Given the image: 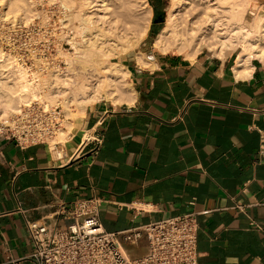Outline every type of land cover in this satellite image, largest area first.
Wrapping results in <instances>:
<instances>
[{
	"label": "crops",
	"instance_id": "0c3cea01",
	"mask_svg": "<svg viewBox=\"0 0 264 264\" xmlns=\"http://www.w3.org/2000/svg\"><path fill=\"white\" fill-rule=\"evenodd\" d=\"M165 2L148 0L147 34ZM142 53L147 64L125 63L133 100L88 107L58 153L0 137V264H36L26 218L62 225L80 199L99 201L109 232L209 210L199 264H264V62L237 71V53ZM124 246L148 251L145 238Z\"/></svg>",
	"mask_w": 264,
	"mask_h": 264
},
{
	"label": "bare ground",
	"instance_id": "6f19581e",
	"mask_svg": "<svg viewBox=\"0 0 264 264\" xmlns=\"http://www.w3.org/2000/svg\"><path fill=\"white\" fill-rule=\"evenodd\" d=\"M54 1L65 8L66 24L73 27L74 21L80 22L74 26L77 31L63 36L60 42V47L67 43L74 49L71 58L66 57L68 66L66 70L57 65L50 68L48 59H43L40 61L46 76L38 72L29 75L15 57H5L0 50V121L36 99L41 103L63 104L65 126L51 140L58 153V144L70 136L72 120L84 114L88 107L104 99L116 105L133 100L135 91L127 82L130 71L113 59H120L137 48L147 34L153 8L146 0ZM35 3L34 0H0V6L7 8L0 22L8 25L19 20L30 21L35 16L31 14ZM254 8L257 13L248 20L246 10L237 0H171L165 26L158 33L155 45L164 53L175 49L187 57H194L205 48L220 57L237 53V71L255 58L264 62V7L256 4ZM12 36L9 33L6 41L13 47ZM138 57L141 64L148 63L142 52Z\"/></svg>",
	"mask_w": 264,
	"mask_h": 264
},
{
	"label": "built area",
	"instance_id": "2783aa9c",
	"mask_svg": "<svg viewBox=\"0 0 264 264\" xmlns=\"http://www.w3.org/2000/svg\"><path fill=\"white\" fill-rule=\"evenodd\" d=\"M0 50L3 56H11ZM29 56L18 54L15 58L27 65ZM61 122L60 112L34 100L0 121V137L14 138L21 145L51 142ZM96 142L98 149L101 141ZM98 206L97 199H80L70 211L62 207L59 213L66 221L62 225L26 218L32 260L36 264H199V218L209 210L109 232L100 222ZM143 238L148 242V251L132 257L124 243L138 244Z\"/></svg>",
	"mask_w": 264,
	"mask_h": 264
},
{
	"label": "rangeland",
	"instance_id": "374dc122",
	"mask_svg": "<svg viewBox=\"0 0 264 264\" xmlns=\"http://www.w3.org/2000/svg\"><path fill=\"white\" fill-rule=\"evenodd\" d=\"M34 1H37V4L36 3L34 4L35 5L33 6L34 10H33V13L31 14L35 16L31 18L30 21L22 22L21 20H19L18 22L14 24H8V25L7 24L4 25L0 22V49L3 48V50L6 51L7 54H11V56H14V57L15 55H18V54H23L26 56L30 55L29 56L30 60H28L27 65L23 63L21 64L18 63L20 68H23L24 71H27L28 74H33V73L38 72L46 76L47 71L44 69V71L42 72V68L44 64L40 61L43 59H48L47 63L49 64L50 68H53V66L57 65L61 69L66 70L68 66L66 64V57L71 58L70 54L74 52V49H72V47L68 45L67 43H65L63 47H60V42L63 36H66V35L71 36L75 31H77V28L75 27H77L80 22L74 21L73 27L75 26L74 27L75 29H72L73 27L72 25H70L71 23L66 24L67 21L63 19L65 18L64 12L66 14V10L65 8L61 6L59 1H54V0H41V1L34 0ZM146 1L148 3V0ZM237 3L241 6V8L246 10V13H247L246 18L248 20H252V16L257 13V10L254 8V5L258 4L264 7V0H237ZM170 4H171V0H167V2H165L164 10H165L166 15H165V21L163 23L155 25L154 30L152 29L151 31L148 32L147 35H145L142 38L137 48L133 49L132 51H130L129 53H127L120 59L115 58L113 60L121 62L125 65V63L127 62V59L131 55H134L141 51L147 52L150 50L152 52L154 51L155 53H157L160 48L159 47L157 48V46L155 45V40H156L158 33L165 26L167 15H168V8ZM6 10L7 8L5 6L4 7L0 6V19L2 21H3V14ZM150 23H151V20H150ZM9 33L13 35L12 36V42L14 43L13 47L10 45L4 46L6 37L8 36ZM160 51H162V49H160ZM169 52L179 53L175 49ZM88 62L89 61H87V63ZM75 69L79 70L78 67H75ZM30 77L32 78V76ZM127 82L131 83L129 78ZM37 83H41V82L39 81ZM126 86L127 84L123 86L124 91L127 89ZM99 102L111 103L113 101L104 99ZM43 103H44V106L47 105L50 109H55L57 110V112H60L62 114V122H61L62 127L60 129L64 128L65 126L64 119L66 118V116L64 113L63 104L59 103L57 105H54V104L48 103V101L43 102ZM74 107H72V109H74Z\"/></svg>",
	"mask_w": 264,
	"mask_h": 264
},
{
	"label": "trees",
	"instance_id": "16d2710c",
	"mask_svg": "<svg viewBox=\"0 0 264 264\" xmlns=\"http://www.w3.org/2000/svg\"><path fill=\"white\" fill-rule=\"evenodd\" d=\"M154 8H155L154 25H156V22L163 23L165 21V15H166L165 10H161L158 7H154ZM154 25L152 28L153 30H154Z\"/></svg>",
	"mask_w": 264,
	"mask_h": 264
}]
</instances>
